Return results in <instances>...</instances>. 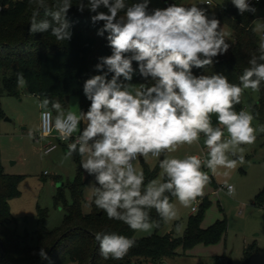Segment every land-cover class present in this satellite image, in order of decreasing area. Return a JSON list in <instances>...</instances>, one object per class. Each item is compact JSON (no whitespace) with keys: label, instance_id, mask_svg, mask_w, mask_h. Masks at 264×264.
Here are the masks:
<instances>
[{"label":"clouds","instance_id":"obj_1","mask_svg":"<svg viewBox=\"0 0 264 264\" xmlns=\"http://www.w3.org/2000/svg\"><path fill=\"white\" fill-rule=\"evenodd\" d=\"M32 2L38 8L31 17L29 34L50 29L56 41H70L67 14L72 0H54L55 10L46 12L51 20L39 23V9L47 6L46 0ZM150 3L87 0L85 4L77 0L79 12L87 8L95 13L90 17L93 24L103 22L97 35L106 38L111 55L100 57L94 66L99 74L84 81L83 94L90 102L86 111L78 101L76 110H66L46 95L39 102L45 109L37 129L41 138L55 130L58 139L67 142L63 159L79 155L80 167L94 177L91 192L95 206L108 219L123 222L133 232H151L159 227L151 219V210L168 223L179 218L177 203L189 208L203 197L211 179L204 168L215 174L218 168L233 170L242 162V155L232 159L229 154L237 157L244 151L243 145L255 143L256 117L246 109L237 111L236 105L246 89L257 92L264 84V23H257L254 29L262 33L257 52L251 55L236 84L221 73H193L194 68L212 67L216 58L231 47L228 34L214 15L210 17L198 4L171 3L150 9ZM231 3L242 16L257 12L252 0ZM101 7L107 12L99 11ZM137 74L145 81L139 86L131 83ZM16 76L17 86L24 88V74L17 72ZM149 80L153 81L151 85L146 83ZM260 131L264 132V127ZM28 136L34 139V132L29 130ZM201 136L208 150L205 160L198 155H170L181 146L198 144ZM55 147L48 148L44 155ZM150 157L158 160L161 173L145 183L143 170L134 162ZM224 187L228 196H235V185L225 182ZM94 238L105 260L123 259L136 245L134 238L115 232H96ZM38 254L41 259H49L43 247Z\"/></svg>","mask_w":264,"mask_h":264},{"label":"trees","instance_id":"obj_2","mask_svg":"<svg viewBox=\"0 0 264 264\" xmlns=\"http://www.w3.org/2000/svg\"><path fill=\"white\" fill-rule=\"evenodd\" d=\"M87 4V0H84ZM133 0H128L132 3ZM54 0H46V7L39 9L37 22L51 20L46 12L53 11ZM77 0H72V8L67 14L72 38L70 41H56L49 32L29 34L30 20L38 5L30 0H0V73L2 89L10 95H19L17 72H22L26 78V90L35 96H48L52 101H59L67 106L71 95L79 97L80 108L87 110L89 101L83 94L84 81L92 75L99 74L95 65L102 56L111 55L105 37L98 36L97 31L103 22L93 24L87 8L81 13L76 7ZM260 3H264V0ZM260 3H254L256 7ZM99 11L107 12L101 7ZM215 17L221 27L228 26L233 33V43L227 54L216 58L217 62L205 69L194 68L195 75L221 73L227 76L229 82L239 84V77L248 67L252 54L257 52L259 35L254 31L255 14H238L231 0H224L218 5ZM107 33H105V36ZM134 67H136L134 62ZM138 84L145 81L137 74ZM151 85L153 81L146 82ZM245 92L236 110L244 108ZM51 107V105H49ZM255 119L264 127V84L258 91L257 101L249 106ZM4 117L0 98V118ZM264 144V132L262 134ZM67 146V145H66ZM77 163V174L71 183L72 203L66 206V214L60 226L53 230L43 224V214H40L37 229L34 232L35 243H26V238L17 234L10 225L14 217L10 210V200L19 196L18 183L20 176L7 173L0 166V264H137L139 258L149 260L153 264L172 257L178 248L191 249L197 244H215L222 240L227 231L225 218L216 220L208 227L202 225L206 207L209 205L204 198L196 214L189 215L183 236L176 235L175 230L161 232L165 222L160 219L155 210L150 216L159 227L146 237L136 238L127 225L121 221L108 219L106 213L98 209L92 197L91 211L85 213L82 209L84 191L88 178L80 167L79 155H74ZM159 167L144 165L145 183L152 180ZM210 183H214L213 176ZM63 199L60 194L57 200ZM172 201L174 198H171ZM254 204L264 208V189L255 195ZM175 226L180 225L177 220ZM96 232L118 233L136 240V245L120 260L103 259L99 254V245L94 238ZM44 248L49 259H41L39 250ZM256 249L249 245L240 264H248Z\"/></svg>","mask_w":264,"mask_h":264},{"label":"rangeland","instance_id":"obj_3","mask_svg":"<svg viewBox=\"0 0 264 264\" xmlns=\"http://www.w3.org/2000/svg\"><path fill=\"white\" fill-rule=\"evenodd\" d=\"M208 1V3H207ZM224 0H151L149 8H164L168 4H198L207 10L208 15L215 16L218 5ZM255 13L257 23H264V3L258 4ZM222 29L228 34L227 42L232 45L233 33L228 26ZM258 35L260 32L255 31ZM136 76V75H135ZM132 84L139 86L135 80ZM258 91L253 92L246 89L244 108L251 112L249 106L257 101ZM0 98L4 117L0 118V166L13 175L20 176L18 183L19 196L10 200V210L14 217L11 229L17 234L26 238L27 244H34V232L37 229L40 214H43V224L53 230L60 226L66 214V206L72 203L70 186L77 174V163L74 156L64 160L67 151V143L58 139L56 133L44 138H37L40 131L41 109L39 107L40 97L30 94L26 87L19 88V95H10L2 89L0 73ZM72 110L78 101L77 95L69 97ZM80 107V103H79ZM215 126L216 116H212ZM253 127L257 129V139L251 145H243L244 151L237 154V159L243 156L242 162L238 163L233 170L218 168L215 174L204 168L211 174L214 183H209L204 189L203 197L197 198L191 207L184 208L177 203L179 226L175 221L164 224L161 232L175 230L176 235L183 236L187 219L192 214V207L199 210L204 198H207L209 205L205 209L202 225L208 227L216 220L225 218L227 220V231L222 240L215 244H197L191 249L178 248L172 257L163 259L157 264H240L246 248L252 245L256 250L250 257L248 264H264V208L257 207L255 195L264 189V144L261 125L254 119ZM29 130L34 132V139H29ZM203 136L198 144L181 146L177 152L170 155L184 157L186 155H198L207 157L203 152ZM49 144H56L55 150L44 155ZM162 158V157H161ZM138 169L144 168L147 164L151 168L158 166L156 158H149L145 161L139 158L134 162ZM228 171L229 175H225ZM161 170L154 178L160 176ZM88 182L84 191L82 209L85 213L91 211L92 192L91 187L94 177L84 172ZM153 178V179H154ZM225 182L235 185L236 194L228 196L224 188ZM62 194L63 199L57 200ZM175 202V198L173 199ZM196 214L197 212H193ZM151 232H135L136 238L151 235ZM72 264V263H70ZM137 264H153L149 260L139 258Z\"/></svg>","mask_w":264,"mask_h":264},{"label":"built area","instance_id":"obj_4","mask_svg":"<svg viewBox=\"0 0 264 264\" xmlns=\"http://www.w3.org/2000/svg\"><path fill=\"white\" fill-rule=\"evenodd\" d=\"M263 0H259V2L258 3H260V2H262ZM207 3H208V1H207ZM252 3L254 4V3H256L255 2V0H252ZM262 33H260V35H261ZM259 35V36H260ZM42 111H45V109H43ZM41 111V112H42ZM40 120H41V115H40ZM40 126H41V124H40ZM52 133H56L55 132V130H53L48 136H50ZM57 134V133H56ZM41 135H42V133L40 132L39 133V135H38V137L37 138H40L41 137ZM57 136H58V134H57ZM67 143V142H66ZM53 145H55L56 146V144H50L48 147H46V150L48 149V148H51ZM207 148L206 147H203V152L206 154L207 153ZM202 160H204V157H201V156H199ZM225 188V187H224ZM225 190L227 191V189L225 188ZM198 211V208L196 207V206H193L192 207V212H197Z\"/></svg>","mask_w":264,"mask_h":264},{"label":"crops","instance_id":"obj_5","mask_svg":"<svg viewBox=\"0 0 264 264\" xmlns=\"http://www.w3.org/2000/svg\"><path fill=\"white\" fill-rule=\"evenodd\" d=\"M255 20H256V18H255ZM258 97V96H257ZM42 100V98H40V101ZM69 98H68V103H67V106H65L64 108L67 110V109H69L70 108V103H69ZM41 109V108H40ZM49 109H51V107H49ZM75 109V108H74ZM43 109H41V111H42ZM53 116H55V112L53 111ZM48 137V136H47ZM50 145V144H49ZM48 145V146H49ZM47 146V147H48ZM204 147V146H203ZM150 167V166H149Z\"/></svg>","mask_w":264,"mask_h":264},{"label":"water","instance_id":"obj_6","mask_svg":"<svg viewBox=\"0 0 264 264\" xmlns=\"http://www.w3.org/2000/svg\"><path fill=\"white\" fill-rule=\"evenodd\" d=\"M173 232V231H172Z\"/></svg>","mask_w":264,"mask_h":264}]
</instances>
